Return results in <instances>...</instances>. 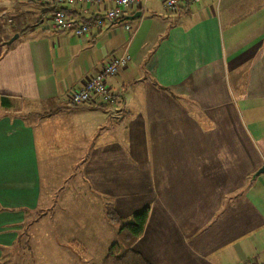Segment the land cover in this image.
I'll list each match as a JSON object with an SVG mask.
<instances>
[{"label": "crops", "instance_id": "0c3cea01", "mask_svg": "<svg viewBox=\"0 0 264 264\" xmlns=\"http://www.w3.org/2000/svg\"><path fill=\"white\" fill-rule=\"evenodd\" d=\"M111 5L65 11L84 21ZM52 11L0 0V95L10 104L0 106V264H11L27 216L66 209L76 188L98 201L72 240L85 254L100 235L103 252L116 241L107 207L131 214L146 203L133 248L151 264L264 261V171L254 175L264 165V0H181L174 10L148 0L80 36L48 28ZM123 52L128 63L106 79L114 103H70ZM54 156L71 189L42 186L41 160ZM82 252L63 254L79 264Z\"/></svg>", "mask_w": 264, "mask_h": 264}, {"label": "rangeland", "instance_id": "374dc122", "mask_svg": "<svg viewBox=\"0 0 264 264\" xmlns=\"http://www.w3.org/2000/svg\"><path fill=\"white\" fill-rule=\"evenodd\" d=\"M13 103L15 102L13 101ZM41 163L42 167H44L41 172L42 186L46 183L52 187L64 184L65 186L68 185L70 189L75 186L73 179L65 180L62 178L66 174L62 168L65 164L57 161L56 156L49 163L43 158ZM47 168L52 169L48 170ZM69 197L72 200L67 202L68 206L66 209L63 204L59 203L57 208L50 206L51 210L48 212H35L27 216L28 219L22 231L23 236L19 239L21 241L18 242L19 244L17 243L15 248L11 249L10 254H7L11 264H69L73 263L74 260L72 259L70 262L63 254V251H85L82 243H73L72 240L84 237L85 231L83 230H88L89 228L82 221L84 220L83 216L86 211L91 209V203L96 205L98 201L83 191L79 192L77 188L75 193ZM56 200L57 198L53 197L51 204L55 203ZM111 207L116 211L115 206L112 205ZM118 215L123 220H127L130 214L120 213ZM117 237L115 236L114 239L117 240ZM96 238L99 239L96 250L93 252L88 251L87 254L82 252L81 254L84 256L80 259H75L76 263L87 264L88 262L97 263L100 261L98 255H101V253L105 254L106 250L103 252L101 248L102 235ZM3 260L7 263L6 260L8 259L3 257Z\"/></svg>", "mask_w": 264, "mask_h": 264}, {"label": "built area", "instance_id": "2783aa9c", "mask_svg": "<svg viewBox=\"0 0 264 264\" xmlns=\"http://www.w3.org/2000/svg\"><path fill=\"white\" fill-rule=\"evenodd\" d=\"M42 4H52V16L47 21V26L53 30L69 31L80 36L91 32L93 27H101L104 20H116L120 16V12L125 8L144 9L148 0H38ZM181 0H162L166 9L174 10L177 8L178 2ZM196 1V0H191ZM75 2L85 3H111L102 16L93 17L87 20L68 16L65 6ZM126 30L131 27L128 23L124 24ZM129 61V55L126 52L113 55L111 59L104 64L99 72L87 79L82 86L73 89L68 94L70 103L75 105L81 104H103L109 105L117 100V95L109 88L106 79L108 76L114 75L118 70L124 67ZM249 264H264V261H254Z\"/></svg>", "mask_w": 264, "mask_h": 264}, {"label": "trees", "instance_id": "16d2710c", "mask_svg": "<svg viewBox=\"0 0 264 264\" xmlns=\"http://www.w3.org/2000/svg\"><path fill=\"white\" fill-rule=\"evenodd\" d=\"M9 105L7 96L0 95V106L7 108ZM149 208L150 206L145 203L131 211L127 220H123L112 207H107L105 210L106 219L117 227L118 237L109 245L101 264H151L133 248L135 241L144 232Z\"/></svg>", "mask_w": 264, "mask_h": 264}, {"label": "water", "instance_id": "95a60500", "mask_svg": "<svg viewBox=\"0 0 264 264\" xmlns=\"http://www.w3.org/2000/svg\"><path fill=\"white\" fill-rule=\"evenodd\" d=\"M141 15V10H137V12H135L134 14H133V16H131L130 18L132 19V18H134V17H139ZM17 35H15V36H13V37H16ZM11 39H13V38H11ZM262 171H264V165H262L256 172H255V174L254 175H256V174H258V173H260V172H262Z\"/></svg>", "mask_w": 264, "mask_h": 264}]
</instances>
